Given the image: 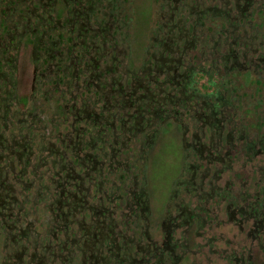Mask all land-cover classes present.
<instances>
[{"label":"flooded vegetation","instance_id":"obj_1","mask_svg":"<svg viewBox=\"0 0 264 264\" xmlns=\"http://www.w3.org/2000/svg\"><path fill=\"white\" fill-rule=\"evenodd\" d=\"M234 1L235 10L238 13L234 14L231 21L228 22L225 21L227 17L224 15L229 16L230 14H223L221 9V7L229 8L231 6V3L229 4L227 1H225L226 5L221 6V0H215L213 6L207 5L205 7L206 3L203 0L202 5L204 7L200 3L198 4V6H202V9L200 7L199 10H192L194 0H182V2L181 0H174L173 7H170L171 0H160L159 7L161 9L159 8V10L161 12L159 14L165 20H160L158 14L157 17L160 21L155 25L157 35L150 39L153 43V52H151L152 49L148 51L150 54L148 62H154V65L146 69L140 67L138 71H135L129 65H123L125 58L120 59L124 52L121 50V46L127 40L126 28L131 26V18L126 16L129 7L128 0H0V47H3L0 51V62L3 68V71L0 72V126L16 125L29 129L32 125L34 130L38 131L43 126L40 124L41 121L46 119L54 125L53 129H50L49 126H43L44 128L41 130L43 133L25 134L24 132L23 135L13 134L10 136L23 137L22 142L14 138L12 140L3 139L7 136L0 134V161L3 158H10L11 154L15 152L19 154L17 155L19 163L21 161L24 163L18 167L15 166V162H10L8 163V166L10 165L9 170L6 166L3 167L5 169L0 167V174L2 171H6L7 174L17 173L15 170L21 168L19 172L24 184L21 190L23 198L20 199L13 196L16 193L14 188H8L5 184L0 183V238H3V246L6 250L5 259L0 264L25 263V255H28L30 246L27 239L31 236V228L26 225L29 220L26 206L31 199L25 198V189L29 183L35 182L36 167L33 169L34 178L25 183V178L29 173L27 167L33 164L35 154L32 149L25 154L27 147L25 141L28 137L34 139L35 137L36 139L42 137L43 140L45 137H52L56 140L55 142L49 141L45 147L39 150L41 155L43 152H48V155L42 156L41 159H45V164H51L47 173L53 172L51 177L53 183L58 184L54 187V192L57 195L52 203H49L54 205V208L51 209L54 216L52 221H49L50 225L46 231V236L56 230L61 231L63 228L66 234V239L58 241L59 238L55 232L52 245H49V242L48 245H45L35 239L31 245L32 252L29 253L28 264H59V257L63 258V264L72 263L77 251L82 253L81 264L114 263L113 258L116 259L120 253H111L112 241L105 245L107 234L106 236L102 235L99 239L95 230L100 227V223L106 224L108 216L112 212L111 207H106L104 202L106 200V202H115L117 207L116 201L120 200L122 196L111 198V194L102 190V180L97 183L95 174L98 173L100 178V175L105 173L107 163H109L107 168L109 172L114 169L112 163L106 159V157L109 158L105 150L109 145V137L113 139L114 143H118L122 137H130L131 140L132 137H142V139L150 137V141H148L153 144L155 138L160 136L158 128L161 124L168 126V128L181 126L186 157L208 152L207 158L210 163H216L213 176L216 185L212 186L213 181L208 182L211 190V193L208 194L210 199L221 207L226 205V211L231 219H235L239 223L249 224L248 234L252 238L260 240L261 235L264 236V36L261 38L258 36L259 33L264 35V0H244L243 4L241 0ZM179 2L182 3L180 12L189 8L190 13L197 12L196 14H198V20L193 22L190 28L188 26L184 28V19L175 22V24L174 22L169 23L173 21L175 15L168 14V12L178 9ZM59 6H64L65 12L68 14L64 21L56 19L58 18L56 14L59 15ZM46 8L50 12V16L47 18L45 14L39 13ZM229 10L228 12H233L232 8ZM154 11H152L153 15L155 14ZM4 14L10 19L15 17L16 23L8 22L9 18L4 17ZM253 15H255L256 21ZM212 16L216 20L217 17H220L224 22H228V28H222L221 24L216 23V21L210 28L207 20ZM33 18L37 21L36 25L32 23ZM109 18L111 19L110 22ZM245 23L255 32L252 39H256L257 42L248 41L250 38H245L246 35L243 33L233 36L236 31L247 26ZM20 27L22 31H19ZM64 28L68 29L67 36L61 34V30ZM55 30L57 33L54 32ZM115 30L118 32L117 35L113 34ZM207 33L209 37H204ZM27 34L30 36L29 38L32 37L34 43H37L34 46V52H39L37 51L39 47H42L43 50L40 52V56H36V60H40L36 64L35 74L40 70L43 63L47 64L48 67L54 64L56 71H62L67 78L71 76L77 79L81 75L89 73L84 81L86 82V90H92L94 87L92 92L97 94L94 107H90L87 102L82 103L81 106L77 103L73 104V98L65 101L62 98L66 93L65 91L55 87V84L53 88L49 87L46 80L40 81L39 76L35 75L32 87L33 94H31L30 99L32 100L36 93L43 97L51 93H58V96L55 95L53 116L45 117L46 110L45 107H42V117L40 118L41 115L38 116L36 113L39 110L36 107L37 102L33 103V107H25L23 112L12 109L13 103L11 101L14 99H18V104H25L26 106L23 98L20 100L19 95L15 93L16 89L15 91L10 89L15 80L14 70L18 64L17 53L22 46L18 41L19 36L22 40ZM223 34H227L223 40L224 43L231 45H229V53L224 54L222 58L219 50ZM217 36H220L219 39ZM206 42H213L211 44L213 50L208 53L213 57L206 55ZM43 43L45 44L43 45ZM198 55H203L201 57L203 59L205 56L206 58L202 64H192L193 61L200 59ZM212 59L213 65L211 64L208 69L205 68L204 62ZM212 66L215 68L211 69ZM121 68H123L122 73ZM152 71L156 72L157 75L153 77L150 74ZM212 71L216 73L225 71L228 75L216 78L211 87L197 86L198 83L194 77L202 74L207 76ZM139 72L144 74L139 75ZM145 74L148 76L145 77ZM160 74L164 75L165 84L171 81L168 91H165V88L163 90L154 80ZM43 77L45 78V76ZM96 78H105L106 82L104 83L110 79L107 91L103 90L104 84L96 82ZM37 81L39 85H37ZM192 82H195V85L192 86ZM49 83H53L51 79ZM179 85L178 91L175 90V86ZM76 87L80 91L82 90L79 85ZM139 88L144 90L142 95L138 94ZM206 89L210 91L206 92ZM105 92L109 94H105L103 103L102 101L99 103L98 96L102 98ZM174 93L179 95H173ZM207 93H214V95L209 96ZM145 100L146 102H144ZM242 100L246 104H242ZM111 101L113 102L111 103ZM29 102L31 103V101ZM129 109L131 112L134 109V113L128 115L125 110ZM19 115H25V117L17 119ZM125 115H128L127 120ZM185 116L195 125L193 127L203 132L202 135L197 132L191 133L189 125L184 123L186 122L184 121ZM172 117L174 121L170 122ZM127 123H130V126L126 125ZM62 126L65 127L66 132H61V129H58ZM207 126L211 132L208 139ZM190 133L191 135H189ZM189 136L191 142L187 143ZM86 137L88 138L86 139ZM122 143L125 144L124 141ZM50 147L52 148L50 149ZM4 150L9 153L5 154ZM115 150L117 149H114V155ZM53 154L55 158L50 161ZM240 154L247 155L250 162L253 161L251 158L254 157L260 159V163L253 167L262 173V178L259 181L250 180L248 177L249 187L253 183L255 190L248 191L243 196L244 205L242 206L238 204V194L236 193L237 171L233 172L228 181L223 182L222 177L226 170L232 171L233 158ZM24 155L26 158H22ZM38 167L41 168L42 165L39 164ZM192 168L196 170L199 167L194 165ZM253 170L252 168V172ZM190 173V179H186V175H181L182 177L177 179V184H185V191L196 194L201 190L206 176H202L201 180L197 181L199 180L196 178L197 170ZM87 181H89V185L86 186V193L83 194L81 189L84 188ZM72 187L74 188L72 189ZM146 189V185H143L139 192L135 191L133 194L134 200L137 201V208L133 209L132 212L137 218H140V222H136V229L140 231L138 239L136 237L138 251L133 255L132 248L128 247L124 253L125 257L118 263L162 264L167 261L165 252L170 251V254L174 255L173 264H177L179 257L175 256L174 252L183 246H179V241L173 244L169 241L172 237L171 233L175 227L179 226L177 222H180V218L183 219L181 225H185L194 218H198L199 215L194 211L187 210V205L185 208H180V212L173 216L168 214L167 219L163 222L164 228L167 229L166 239L168 241H164V247L160 251L148 229L153 212L149 208L150 197ZM179 191L183 190L180 189ZM100 192L101 195H98ZM104 192L106 198L102 194ZM47 193L51 192L46 191ZM175 194L177 195L174 193L173 196ZM93 198H96L99 204L90 203L91 200H94ZM47 201L48 199L44 198V205H48L46 204ZM36 202H39V199L34 200V203ZM81 212L82 214L84 212L85 216L90 214L94 222L85 225L84 219L83 222L78 221L77 214H81ZM24 220L25 226L22 223ZM74 223H79L78 231L84 226L88 230L85 233L83 245H79V238L70 237L69 227ZM91 226L94 227V230H92L93 236L90 237ZM109 230L111 231V228ZM89 240L92 242L91 245H89ZM97 241L101 242L100 247L102 248L98 251L99 257L87 252L92 250ZM68 244L71 246H67ZM76 244L77 248L75 247ZM106 249L110 252L107 253ZM67 252L71 255L69 260L65 257ZM251 253L250 250L246 257L247 264H253ZM157 255L159 256L158 260H156ZM51 256H53L52 261L49 260ZM237 257L236 253L232 254L231 260L234 259L235 264L238 263ZM151 260L154 261L151 262Z\"/></svg>","mask_w":264,"mask_h":264},{"label":"rangeland","instance_id":"obj_2","mask_svg":"<svg viewBox=\"0 0 264 264\" xmlns=\"http://www.w3.org/2000/svg\"><path fill=\"white\" fill-rule=\"evenodd\" d=\"M168 1V0H167ZM202 1L203 0H194L192 3V10L198 9L201 7L202 9ZM231 3V6L229 8L227 7H221L223 14H230L229 16L224 15L225 21L230 22L231 17L234 16V14H237L234 6V0H221V6L226 5V2ZM159 2L160 0H128V11L126 16L131 18V26L126 28L127 32V40L123 42L121 46V50L124 51L123 55L120 56V59L123 60V65L127 66L129 65L130 68L134 69L135 71H138L140 67L142 69H146L150 66L153 67L154 62H148L150 58V54L148 51L153 52V43H151V40L153 37L157 35V31L155 30V25L160 20H165L159 12ZM182 2V0H181ZM179 2L178 9L171 10L168 12L171 14H174L173 21L169 23L175 24V22H180L184 19V28L188 26V28L191 27L193 22L198 20V14L197 12H194L193 14L190 13L189 8H186L184 12H180V8L182 7V3ZM215 0H205V7L207 5L213 6ZM191 3V2H190ZM201 4L202 6H198V4ZM241 3H244V0H241ZM175 2L174 0H171L170 7H173ZM127 5V6H128ZM203 6V7H204ZM233 9V12L230 13L229 9ZM161 9V8H160ZM1 10V9H0ZM47 10H41V14H45V17L50 16V12L45 11ZM59 15L56 14L58 18L62 21H64L65 16L68 15L65 12V7L59 6ZM155 10V11H154ZM199 10V9H198ZM197 10V11H198ZM257 9H255L256 11ZM155 14L153 15V12ZM163 11V10H162ZM257 12V11H256ZM158 14L160 15V20L157 17ZM13 15V13H12ZM6 18H9L5 14L3 15ZM44 17V16H43ZM60 17V18H59ZM156 19H155V18ZM255 21V15H253ZM27 19V17H25ZM92 20V19H91ZM109 18V22H110ZM15 24L16 19L15 17L10 19L8 22H12ZM220 23L221 27L228 28L229 23L224 22L222 18L217 17V20L212 16L210 19L208 18L207 23L208 26L211 28L213 27L214 22ZM36 19H32V23L36 25ZM182 23V22H181ZM247 26L242 29L236 31L233 36H237L241 33L243 35H246L245 38H250L248 41H251L252 43L257 42L256 39H252L253 32L247 23H245ZM10 25V24H9ZM34 28V27H33ZM40 28V27H39ZM69 28V27H68ZM202 28V27H201ZM59 29V28H58ZM57 29V30H58ZM245 29V30H244ZM55 30L54 32H56ZM177 30V29H175ZM19 31H22V28H19ZM178 31V30H177ZM176 32V31H175ZM1 33V31H0ZM3 33V32H2ZM57 33V32H56ZM117 30L113 31L114 35H117ZM199 33H201V30H199ZM55 34V33H52ZM61 34H65V36L68 35V29L64 28L61 30ZM49 37H51L50 34H48ZM227 34L222 35L221 39V47L220 52L221 56L223 58V55L227 52L229 53V44L224 43V39ZM260 38L264 35L262 33H259L258 35ZM30 36L27 34L22 40H19L22 46L20 47V50L17 53V68L14 70L15 80L13 83V87H11L10 90L15 91L17 95H19V99L21 98L27 100L26 106L25 104H18V99H14L11 101L13 103V110H17L19 112L25 111V107H33V103L37 102V108L39 110L36 112L40 118L42 117L41 109L42 107H45V117L53 116L54 114V103L56 101L55 95L58 96V93H51L46 95L45 97L41 96L39 93L35 94V97L31 100V94L32 87L34 85V76L38 75L40 78V81L46 80V84L49 85V87H59L62 91H65L66 93L62 97L65 101L73 98V104L77 103L78 105H82V103L87 102L89 106H95V101L97 98V94H94L92 90L87 91L86 90V82L84 79L87 77L86 75L89 73H86V75H81L79 78L71 77L68 78L64 75V73L56 71V66L52 64L50 67L47 66V64L43 63L40 70L36 71V64L39 63V60H36V56H40V52L43 51L42 47H39L37 53H35L34 44L29 41ZM204 37H209L208 33ZM220 36H217V39H219ZM231 37V36H230ZM48 38V37H47ZM213 43V42H212ZM210 42H206L205 45V52L206 55L209 57H213V55H208L209 52H211L213 47L211 46ZM45 43H43L44 45ZM40 44V46H43ZM0 47V51H1ZM156 52V51H155ZM200 56V55H198ZM203 57L200 56L199 60H195L192 62V64L198 65V63L203 62ZM214 59V58H213ZM213 59L210 61H205L204 66L208 69V67L212 64L213 65ZM105 61L103 62L104 65ZM223 64V62H222ZM215 67H211L213 69ZM121 68V73L123 72ZM3 71L1 62H0V72ZM140 74H144L142 72H139ZM153 77L154 75H157L156 72L150 73ZM171 75H173V72H171ZM225 71L221 72H214L212 71L209 75H200L195 76L194 80L198 81L197 86L202 87L205 86L210 81H215L218 77L227 76ZM45 76V78L43 77ZM148 76V74H145V77ZM52 80L53 83H49V80ZM164 75L160 74L157 78H154L156 80V84L161 86V88L165 91L169 89L170 82L165 84L164 81ZM96 82L100 84H104L105 91L108 90V83H110V79H107V83L105 78H96ZM164 81V82H163ZM37 85H39L38 81L36 82ZM35 83V84H36ZM79 85L82 90L80 91L76 86ZM177 85V84H176ZM15 87V88H14ZM48 87V86H47ZM97 87V86H96ZM152 87H154L152 85ZM211 87V86H209ZM179 86H175V90L178 91ZM150 89V88H149ZM210 91L209 89H206V92ZM212 91V89H211ZM144 92L143 88L138 89V94L142 95ZM105 94H109L107 92L103 93L102 98H99V103H103L105 99ZM150 95V94H149ZM173 95H179L174 93ZM161 96V95H160ZM31 101V103L29 102ZM17 102V103H16ZM113 101H111L112 103ZM146 102V100L144 101ZM241 104V103H240ZM242 104H246L242 100ZM85 105V104H84ZM102 105V104H99ZM129 110L127 111V114L134 113V109L132 112ZM18 112V113H19ZM115 112V111H112ZM128 115H125V119H128ZM24 116H17V119L23 118ZM49 120H43L41 121V126H49L50 129H53L54 125L53 123H49ZM174 121L173 117L170 120V122ZM186 124L189 125L191 128V133L197 132L198 134H203V132H200L197 130V128L193 127L195 126L187 116H185ZM181 124V121H179ZM130 123H127L126 125H129ZM158 125V123H157ZM40 126V127H41ZM42 126L41 129L38 131H35L33 126L29 127L27 129L24 126H0V134H4L7 137H3V139H10L13 138L15 140L18 139L19 142H22L24 139L23 137H10L13 134L19 135V134H36L37 132H41V130L44 128ZM130 126V125H129ZM35 128L37 126H34ZM80 127V126H79ZM157 127V126H156ZM38 128V127H37ZM146 129V127H144ZM209 126L206 127L207 131V139L209 138L208 135H210V129H208ZM58 129L61 132H66L65 127L62 126V128L58 127ZM160 131V136L155 138V141L153 144L149 142L150 137L143 138L142 137H132V140L130 137H122V139L118 143H114L111 137H109V145L105 148L106 153H108V157H106L107 161L112 163L114 166V169L109 172L108 165L106 164L105 173L103 175H100L96 173L95 176L97 178V183H99L100 180L103 182V191H107L109 194H111V198H120V200H117V207L115 206V202H104L106 207H111L112 212L111 215L109 214L108 219L105 223H100V227L95 230L97 232V237L100 239L102 235L107 234V238L105 241V245L108 244L109 241H112L111 244V253H120L119 256H117L116 259L113 258L114 263L110 262L111 264H123L118 263V261H121L123 257H125L124 253L127 251L128 247H131L132 254L134 255L137 251V239L138 235L140 233L139 229H136V222H140V218H137L136 215L132 212V210L137 208V201H135V196H133L134 192H139V189L141 186L146 185V191L149 192L150 202L149 208L152 210L153 214L151 216L150 226H149V233L150 236L153 238V240L157 243V246L159 247V250L161 251L164 247V241H166L167 237V229L164 228L163 222L167 219V215L170 214L171 216L175 215L176 213L180 212V208H185L187 205V210L196 212L199 217L194 218L191 222L185 225H181L182 218L179 219L180 222H177L179 226L175 227L171 233L172 237L169 240L172 244L176 241H179V246L182 245L183 247L176 249L174 252L175 256L179 257V260L177 261V264H235V261L231 260L232 254H237V256H243L247 257L249 251L251 250L252 253V259L251 261L253 264H264V236L261 235L260 240L252 238L249 234V227L250 225L243 222L239 223V221L235 219H231L229 213L226 211V205L221 207L218 203H214L212 199H210L209 195L211 193V190L209 189L208 182L213 181L214 183L212 186L216 185L215 180L213 178L214 172L216 170V163H210L208 160V152L201 154H195L192 156H185L184 148H183V137H182V130L181 126L177 125L176 128L164 126L161 124L158 128ZM53 131V130H52ZM43 133V132H41ZM131 133V132H129ZM148 133L149 130H148ZM191 133L189 135H191ZM140 135V134H139ZM88 137H86L87 139ZM153 138V137H152ZM30 139V141H29ZM90 139V137H89ZM191 137H187V143L191 142ZM149 140V141H148ZM49 141L55 142L56 140L54 138L45 137V140H43L42 137H38L36 139L33 137H28L25 141L26 149L25 154L27 152L32 151L35 153L33 157V164L29 168V173L27 174V177L25 178V183L27 181H31L32 178H34L33 175V169L35 168V182L29 183V186H26L25 189V198L31 199L29 201L28 206H26V211L29 213V220L26 225L31 228L30 237L27 239L30 246L28 249V255H25V263L28 264L27 261L29 260V253L32 252L31 245L32 242L36 239L37 242H43L45 245H52V240L55 239V236L53 237V234H57L58 241L60 239H66L65 229L63 228L61 231L56 230L53 233L47 234L46 231L50 225L49 221H52L54 212L51 211L52 208H54V205H50L49 203H52V200L55 199V196L57 195L56 192H54V187L58 184L53 183V179L51 178L53 175V172L47 173L48 168L50 169L51 164H45V159H41L42 156H47L48 152H43L41 155L39 150L42 147H45ZM122 141L125 142V144L122 143ZM144 142H147V144H144ZM13 143V142H11ZM149 143V144H148ZM208 143V142H206ZM124 145V146H123ZM17 147V146H16ZM52 147H50L51 149ZM13 149V148H12ZM114 149L115 155H114ZM18 150V149H17ZM69 150V149H68ZM5 151V150H4ZM70 151V150H69ZM9 153L8 151H5V154ZM70 154V153H69ZM17 153H12L10 158H3L0 161V167L6 166V168L9 170L10 165L8 166V163L15 162V166H22L24 165L23 161L19 163ZM53 157L50 158V161L53 160ZM203 156V157H202ZM205 156V157H204ZM26 158V155L22 156V158ZM249 158L245 154L237 155L236 158H233L232 162V171L226 170L225 173L222 174L223 182L228 181L231 179L233 172L237 171V183H236V193L238 194V204L239 206L244 205V201L242 200L243 196L248 191H254L255 188L252 185H248V177H250V180L253 179V181H259L262 178V173L260 171H257L253 166L260 163V159H253V161H249ZM112 161V162H111ZM63 163V161H62ZM41 164L42 167L39 168L38 165ZM194 165H198L199 168H197V175L196 178L200 181L202 176H206L205 180H203V186L201 187V190H199L196 194H190L187 191H185V184H177V179L182 175H186V179L191 178V173L196 170L192 168ZM47 166V167H45ZM220 166H223V164H220ZM252 168L254 169L252 172ZM5 169V168H3ZM20 169L17 168L15 171L17 173H6V171H2L0 174V183L5 184L8 188H14L16 190V193H14L15 198H23L21 195V190L24 186V184L21 181V174ZM52 171V170H51ZM29 175V176H28ZM138 175V176H137ZM181 176V177H182ZM39 177H41V180H39ZM184 180V179H182ZM137 183V186L135 184ZM89 185V181H87L84 184L83 194L86 193V186ZM223 185V184H221ZM74 187H72L73 189ZM49 189V190H47ZM182 189L183 191H179ZM249 189V190H248ZM8 191V190H5ZM51 192V193H47ZM102 191V192H103ZM177 191V192H176ZM113 193V194H112ZM174 193H177V195ZM104 197L106 198L105 192L102 193ZM205 194V195H203ZM101 195V192L98 194ZM201 195V198H200ZM47 198L48 201L44 205V198ZM209 198V200H206ZM39 199V202L34 203V200ZM94 200H91V202L99 204V202L96 200V198H93ZM208 202V203H207ZM179 204V206H176ZM56 211V210H55ZM66 211V210H65ZM94 212V211H93ZM91 212V214H93ZM81 212V214H77V220L83 222V219L85 220V225H89L90 222H94L92 219V216L90 214H86ZM136 217V218H135ZM97 218V217H96ZM25 226V220L22 222ZM111 228V231L109 228ZM78 228H80L79 223L71 224L69 227V233L70 237L79 238V245H83L85 242V233L88 231L86 230L85 226L81 228L80 231H78ZM91 231L89 236H93L92 230H94V227L91 226ZM35 238H34V236ZM137 237V239H136ZM54 238V239H52ZM94 239V238H92ZM43 240V241H42ZM146 240V239H145ZM25 242V240H23ZM56 241V240H55ZM90 241V240H89ZM168 241V240H167ZM126 242V243H125ZM51 243V244H50ZM28 244V245H29ZM92 242L90 241L91 245ZM101 242L97 241L96 244L92 247V250H89V254H92L95 257H99L98 251L102 248L100 247ZM4 240L3 238H0V263L5 259L6 250L4 249ZM42 245V244H41ZM133 245V247H132ZM143 246V244H140ZM67 246H71L68 244ZM115 246V247H114ZM77 248V244L75 245ZM114 247V248H113ZM116 247H119V249H116ZM9 248V247H8ZM109 253L110 250L106 249ZM105 250V251H106ZM168 252V253H167ZM166 253V259L167 261H164L162 264H173L174 255L170 254V251H167ZM158 256V255H157ZM65 257L68 259L71 257V255L67 252L65 254ZM82 253L80 251H77V255L74 257L73 262H67V264H81ZM156 258V257H155ZM39 260V258L37 257ZM62 257H59V264L62 263ZM154 259V258H153ZM159 259V256L156 260ZM50 261L53 260V256L50 257ZM69 260V259H68ZM154 260H151L153 262ZM48 264V263H47ZM124 264H127L124 263ZM161 264V263H160ZM176 264V263H175Z\"/></svg>","mask_w":264,"mask_h":264},{"label":"trees","instance_id":"obj_3","mask_svg":"<svg viewBox=\"0 0 264 264\" xmlns=\"http://www.w3.org/2000/svg\"><path fill=\"white\" fill-rule=\"evenodd\" d=\"M37 40H38V39H37ZM29 41H30L31 43H33L34 46H35V44L37 45V43H34L35 41H33L32 37L29 39ZM196 81H197V80H196ZM214 82H215V81H210V82L206 85V87L212 86V85L214 84ZM197 83H198V81H197ZM191 85H192V86L195 85V82H192ZM207 94H209V96L214 95V93H207ZM23 101H27V100L23 99ZM233 260H234V259H233ZM237 262H238L237 264H247V263H248L247 259H246L245 257H243V256H238V257H237Z\"/></svg>","mask_w":264,"mask_h":264}]
</instances>
